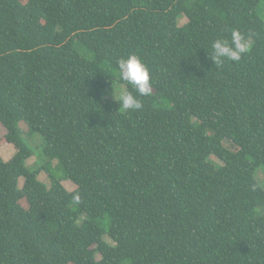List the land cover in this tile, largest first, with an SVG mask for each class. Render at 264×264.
Returning a JSON list of instances; mask_svg holds the SVG:
<instances>
[{
	"label": "trees",
	"instance_id": "1",
	"mask_svg": "<svg viewBox=\"0 0 264 264\" xmlns=\"http://www.w3.org/2000/svg\"><path fill=\"white\" fill-rule=\"evenodd\" d=\"M260 3L0 0V149L17 151L0 155V264H264ZM234 29L251 51L215 67L207 51ZM130 55L152 91L120 80L143 107L119 111L104 98L115 78L103 65ZM21 123L75 191L29 169Z\"/></svg>",
	"mask_w": 264,
	"mask_h": 264
},
{
	"label": "rangeland",
	"instance_id": "2",
	"mask_svg": "<svg viewBox=\"0 0 264 264\" xmlns=\"http://www.w3.org/2000/svg\"><path fill=\"white\" fill-rule=\"evenodd\" d=\"M257 15L264 21V3H260L257 8H256ZM187 23L186 18H182L179 21V25L182 26ZM77 50L79 54L85 58L88 61H93L94 60V55L90 52H88L84 47L78 46ZM105 68H108L112 75L114 76L115 80L113 85L105 92V99L109 101H115L114 100V92L116 93L117 99L119 98L120 94L126 93L127 92V86L125 84L120 83V79L115 76V74L112 72L113 68L112 66H109L107 64L103 65ZM161 107L171 109L172 103L169 100H163L162 102L159 103ZM20 128L23 132V139L26 142V144L29 146V148L33 151V157L27 161V166L29 169L34 172L40 168L44 167L43 172L39 176V181L42 182L44 185H46L48 188L51 186V180L52 178L58 181L62 182V185L67 189L68 192H73L76 190V186L71 182L69 179L66 178L65 172L59 163L58 160H50L47 158L44 154V140L40 134H32L29 135L27 134L28 132V127L24 123L20 124ZM6 135V130L1 126L0 124V140L3 139ZM225 146L229 149L232 147L228 144L225 143ZM234 149V148H233ZM17 151L13 145H7L3 146L0 149V155L3 158L4 161L9 162L15 155ZM211 161L215 165H222L218 159L212 157ZM258 182L261 184V186L264 188V170L260 169L258 172ZM24 184V179H21L19 181V186L22 188ZM74 208V207H72ZM256 216L260 217L264 215V208H258L255 211ZM84 219H81L79 221V225H82ZM100 225L102 228L105 230V232H108L109 230V220L108 218H104L103 220H100ZM105 241H108L111 243L109 240L108 236L106 235L104 237ZM98 259L100 257L98 256Z\"/></svg>",
	"mask_w": 264,
	"mask_h": 264
},
{
	"label": "clouds",
	"instance_id": "3",
	"mask_svg": "<svg viewBox=\"0 0 264 264\" xmlns=\"http://www.w3.org/2000/svg\"><path fill=\"white\" fill-rule=\"evenodd\" d=\"M251 48V40L246 38L239 30L234 29L231 32L230 42L216 39L211 45V52L207 51V53L215 67H217L225 61L240 62L242 57L251 51ZM112 72L120 80L127 82L139 96H148L151 93L152 78L150 69L138 56L130 55L127 58L119 59L116 68L112 69ZM114 100L119 105V111H138L143 107L137 95H134L131 91L120 94L118 99L114 92Z\"/></svg>",
	"mask_w": 264,
	"mask_h": 264
}]
</instances>
